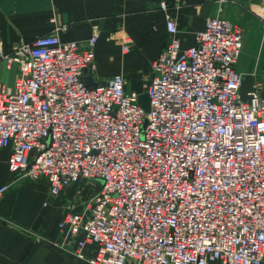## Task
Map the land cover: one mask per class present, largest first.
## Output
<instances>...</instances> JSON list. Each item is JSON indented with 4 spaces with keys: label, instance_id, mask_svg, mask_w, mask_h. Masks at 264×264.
I'll return each instance as SVG.
<instances>
[{
    "label": "built area",
    "instance_id": "1",
    "mask_svg": "<svg viewBox=\"0 0 264 264\" xmlns=\"http://www.w3.org/2000/svg\"><path fill=\"white\" fill-rule=\"evenodd\" d=\"M166 28L142 93L122 74L95 81L98 29L84 45L54 33L10 53L0 46L7 68L17 66L12 87L0 82V149L11 150L16 181L47 183L45 207L90 184L87 202L64 207L50 243L77 260L263 264L264 95L259 84L240 95L243 31L213 17L184 49L176 21ZM130 43L122 38L123 52ZM0 223L11 224L1 213Z\"/></svg>",
    "mask_w": 264,
    "mask_h": 264
},
{
    "label": "crops",
    "instance_id": "2",
    "mask_svg": "<svg viewBox=\"0 0 264 264\" xmlns=\"http://www.w3.org/2000/svg\"><path fill=\"white\" fill-rule=\"evenodd\" d=\"M262 12L264 0H0V46L10 53L22 43L54 33L65 42L84 45L98 29L95 81L106 84L122 74L130 90L142 93L153 63L170 39L167 17L176 21L184 49L195 45V35L208 19L221 17L243 31L244 48L235 69L243 77L241 98L247 99L255 84L264 95ZM124 36L131 40L128 53L122 50ZM13 71L0 59V82L12 83ZM10 154L9 148L0 149V187L10 185L0 201V213L11 223H0V264H88L50 244L59 241L57 225L67 193L45 207L47 183L16 181L8 166Z\"/></svg>",
    "mask_w": 264,
    "mask_h": 264
},
{
    "label": "rangeland",
    "instance_id": "3",
    "mask_svg": "<svg viewBox=\"0 0 264 264\" xmlns=\"http://www.w3.org/2000/svg\"><path fill=\"white\" fill-rule=\"evenodd\" d=\"M13 70L16 72L17 70L16 65L13 66ZM14 81L7 85L9 87H12ZM144 86H143V90H144ZM64 192L67 193V194L65 193L66 195L64 196L67 202L65 206L71 210H77V208H79L84 202H87V199L92 195L93 189L90 187V184L88 182L82 181L80 183L66 187L64 189Z\"/></svg>",
    "mask_w": 264,
    "mask_h": 264
},
{
    "label": "water",
    "instance_id": "4",
    "mask_svg": "<svg viewBox=\"0 0 264 264\" xmlns=\"http://www.w3.org/2000/svg\"><path fill=\"white\" fill-rule=\"evenodd\" d=\"M85 81L88 85H96L91 77H86ZM139 103L142 105V107L146 110H150V99L147 94H141L139 97Z\"/></svg>",
    "mask_w": 264,
    "mask_h": 264
}]
</instances>
